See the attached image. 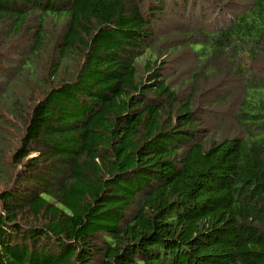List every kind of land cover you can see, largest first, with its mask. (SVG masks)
<instances>
[{"label": "trees", "instance_id": "1", "mask_svg": "<svg viewBox=\"0 0 264 264\" xmlns=\"http://www.w3.org/2000/svg\"><path fill=\"white\" fill-rule=\"evenodd\" d=\"M169 1L0 0V37L30 35L0 90V264H264V0L168 37ZM187 46L181 98L163 56ZM226 75L240 133L215 136L196 94Z\"/></svg>", "mask_w": 264, "mask_h": 264}, {"label": "rangeland", "instance_id": "2", "mask_svg": "<svg viewBox=\"0 0 264 264\" xmlns=\"http://www.w3.org/2000/svg\"><path fill=\"white\" fill-rule=\"evenodd\" d=\"M190 1L187 6H184L182 0H177L175 3L174 1H169L164 12L156 17L158 19L155 26L156 31L169 37L184 28L201 27L209 31L214 30L229 22L231 18L230 14L234 13L238 4H245L240 0H237L236 3H233L234 0H230L227 4H223L221 8V6L218 7L216 4L209 2V0H196L195 3L192 0ZM184 9L187 10V14L184 12L185 15H181ZM33 26L35 24L32 22L31 27ZM29 41L30 35L28 34L12 37L7 40L0 37V90L7 86L8 79L17 76L19 72L18 68L28 50ZM166 56L167 62L164 67V75L167 77V80L171 81L177 79L179 72L182 77H186L187 80H183L179 76L178 84L181 85L179 92H181V98L189 96L192 85L188 76H191L193 74L191 71L196 70L198 66L197 62L194 64L193 51L187 46L185 49H177L172 54L164 55L163 57ZM35 62L37 73L39 72L40 76H43L47 70L48 60L39 58ZM228 64H226V68L229 67ZM259 70H262L261 74L264 76V67ZM226 76L223 79L216 77L212 81L209 79L206 81L202 80L200 83L202 89L196 94L197 106L204 112L202 118L206 130L209 131V134L213 133L215 136L216 134L224 136L240 133L239 123L235 115L236 106L239 105V101H234V98L236 91L242 89L241 80L229 77V75ZM22 84L23 86L26 84L25 93L31 90L36 92L38 96L42 94L41 87L38 86L36 81L24 79ZM23 86L20 85L18 87L20 93L23 91L21 90ZM207 102L211 105L207 106ZM2 186L3 184L0 182V189Z\"/></svg>", "mask_w": 264, "mask_h": 264}]
</instances>
